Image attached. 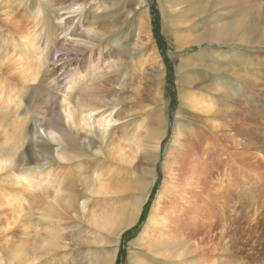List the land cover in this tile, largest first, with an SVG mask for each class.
I'll use <instances>...</instances> for the list:
<instances>
[{"label":"rangeland","instance_id":"rangeland-1","mask_svg":"<svg viewBox=\"0 0 264 264\" xmlns=\"http://www.w3.org/2000/svg\"><path fill=\"white\" fill-rule=\"evenodd\" d=\"M30 2H37L39 11L31 9ZM73 3L82 9L70 26L74 30L64 36L59 33V17L64 26L74 14L61 8ZM260 10L264 13V0H0V41L9 38V15L23 21L31 16L37 42L26 58L34 61L41 50L48 57L36 80L12 78V72L0 65V80H7V88L20 99L18 106L1 111L0 153L12 158L14 173L37 165L51 169L60 177L62 195L73 200L70 208L56 205L50 220L62 229L60 245L30 264H264ZM217 26H225L229 34L217 37ZM84 32L91 39L83 37ZM71 40L88 44L73 46ZM64 45L66 52L56 51ZM59 53L63 61L81 68L91 56L105 72L103 90H111V110L119 119L104 138L87 145L78 137L64 142L53 131L56 140L50 144L69 159L44 164L38 136L48 140L45 127L51 115L44 112L54 100L60 101L61 94L42 78L61 62H56ZM175 126L182 130L181 144L171 146L174 151L167 155ZM21 127L35 133L14 138ZM124 132L132 141L121 143L123 154L118 158L116 138ZM193 160L202 189L194 197L189 187L164 183L170 176L163 166L164 161L167 166L176 163L181 182L190 176ZM254 162L259 163L256 175L249 171L256 167ZM7 173L0 175V183ZM99 178L114 191L96 193ZM182 190L186 201L180 204ZM21 192L23 214L0 232V264H27L16 260V250L25 244L28 255L27 243L46 226L39 217V192ZM139 197L144 198L132 224L121 231L101 228L104 214L127 207L125 218ZM153 209L171 213L166 227L170 225L172 233L161 229L158 242L150 239L147 229L144 232Z\"/></svg>","mask_w":264,"mask_h":264},{"label":"bare ground","instance_id":"bare-ground-1","mask_svg":"<svg viewBox=\"0 0 264 264\" xmlns=\"http://www.w3.org/2000/svg\"><path fill=\"white\" fill-rule=\"evenodd\" d=\"M30 3L32 7L31 9L35 8L39 11L37 2ZM74 4L76 3L68 4L65 5V7L61 8V10L69 9L74 14V16L69 18V20H65L64 26L61 23V16L59 17V33H63L64 36L66 33H71L74 30V28H71L70 26L74 22L75 16L79 15L82 9L80 5ZM258 14H260L258 16L260 20L259 22L263 23L264 13L260 10ZM9 17L11 18V20H9L10 18L8 19L10 23L8 28V31L10 32L9 38L4 37V39H2L3 41H0V65L5 66L4 69L6 70V73L12 72L11 77L15 75L28 81L36 80L42 64L47 61L48 57H46V53L41 50L34 61L30 62L29 59L27 60L26 58L29 49H34L37 42L35 20H33V17L31 16L28 19L25 18L24 21L23 19L18 18L19 16L17 18H14L13 14L9 15ZM224 27L217 26L214 30V34L220 38H222L224 35H228L230 31L228 28ZM55 29L57 30L58 28ZM87 34L88 32H84V35L82 36L88 37ZM68 42L73 46L79 45L83 48L88 44L86 41L81 40H71ZM64 47L65 48H59L56 51L60 53L64 51L66 52L68 50V46L66 47L64 45ZM60 53L57 56L56 62H61L53 64L51 68L52 72L49 73L48 78H42V81L49 83L52 88L58 90L61 94L60 101H58V99L54 100L52 107L49 108V111L44 112V114L46 115H51L50 118L48 117L49 119L45 128L48 134H52L53 131L57 132L60 139L64 142H68V140H71L74 137H78L80 138V140L82 139V144L87 145L92 140H95L97 138H104L105 133L108 131L107 129L119 119L113 115V111L111 110V107L115 102L114 99H112L111 94L109 93L111 90L109 88L103 90L104 87L102 86V82L105 76V72L99 69L100 67L96 63H94V60H92L89 54L87 55L88 57H86L87 60L85 66L81 68L78 65L72 66L73 64L71 65V60L63 61L65 57ZM9 85L10 83L7 80H4L3 82L2 79L0 80V127H2L4 123V120L2 118L3 112L1 111L6 112L11 107L19 105L20 99L17 94L18 92H14L15 90H13L12 88H7ZM31 87L35 88L34 86ZM102 90L105 92L102 93ZM189 98L191 99L190 102L192 103L193 98ZM30 99L32 98L30 97ZM101 108L103 109L100 110ZM31 110L32 113H34V110ZM14 111H16V108L14 109ZM173 130V136L172 139H170V143L168 145L169 149L167 148V155H170V153L174 151V148H172L171 146L181 144L180 137L182 134V130H180L178 126H175ZM34 131L31 130V132H27L21 127L20 130L16 132L17 134L14 135V138H26L28 135L35 133ZM4 133L5 134H3V137L7 138L6 132ZM162 133L163 132L161 131L159 136L156 138L154 143L155 147L157 146L158 140L161 137ZM51 134L49 135V137L47 136L48 140H44L42 137L38 136V138H40L41 140L39 142L38 151H40V153L43 155L42 159L44 160V164H48L50 163V161H65L69 159L65 155V151L57 150L50 144V141L56 140L52 137L53 135ZM116 139H119L115 146V149L119 151L117 154L119 158L123 154L121 143L124 140L132 141V139L127 135L126 132H124L122 136H119V138ZM99 150L96 151L99 152ZM244 153L246 152L244 151ZM153 156V159H155L157 153L153 154ZM254 157H256V155ZM12 161L13 160L11 157L2 155V153H0V175L5 173L6 171H9V173L1 177L2 181L0 183V232H3L7 228H9L10 225L18 220L23 214L26 204H24V198H22L21 190L38 191L40 195L39 200L41 201L40 204H38V210H40L41 212L39 217L41 218V222L46 226L40 228V231L37 230L33 237V240L30 243H27L28 246H30V252L28 255H25V252L23 251L25 248V244H21V246L24 247L23 249L21 247L19 248V250H16V253H19L16 256V260H20V262L22 263L24 261L27 264H30L31 262L44 257L45 255H49V253H51L56 246L60 245L59 240L60 232L62 229L58 228L56 224H50V220H52L56 205L70 208L71 202L73 200L62 195L59 182L60 177L58 179L56 178L58 175H52L51 169L43 170L40 165H37L29 169L30 171H21L19 173H14L11 170ZM257 162H254L255 165L257 164L256 167H254L253 165L252 169L249 168V171H251V173L255 175L257 173V166H259V163ZM167 163L168 162L166 161L163 162L164 172L166 174V177L168 175L170 176V178L168 180H164V183H176L178 186L180 185L183 188L189 187V189L194 191V193L191 192L193 197L195 196V193H200V191L202 190L201 185L199 184L201 179H199L197 172L198 169L194 160L190 164V176L185 177L181 182L176 175V171L178 170L179 166L177 167L176 163H170L168 166L171 167L169 168L166 165ZM257 177L258 180L261 179L260 175L258 174ZM95 186V192L99 194H107L108 192L114 191L113 188L109 185V182L100 180V178L96 180ZM185 192L186 191L182 190L178 193L180 194L179 197H177L179 199L178 203L180 202V204H182V202L186 201V199H184L186 198V194H184ZM143 198L144 197L136 198L134 203L136 205L133 206V209L131 208L132 211L127 214L125 218L123 215L127 207L120 210H114L110 212L108 211V213L104 214L100 218L101 228L105 229L107 232H112L115 228L119 229L120 231L124 228H127V226L132 224L133 220L137 216L142 205L141 202L143 201ZM171 203L172 201L165 205L168 206ZM165 205L162 206V209H165ZM151 211L152 212L149 215L150 220L148 221V223L149 225L152 224V226H148L147 223L144 227V232H146L147 229L150 239L152 238L153 240L158 242V232L161 231V229H163L164 231L166 230L168 233L171 232L170 225L166 227L169 218H171V213L166 212L164 214V210L157 212L156 209H153ZM159 220L160 222H158ZM188 220L192 221L190 222L191 225H196L193 224L195 222L193 218L189 217ZM22 256H24L23 259H21ZM42 261L43 263L45 262L44 260ZM1 262L2 258L0 257V263Z\"/></svg>","mask_w":264,"mask_h":264}]
</instances>
